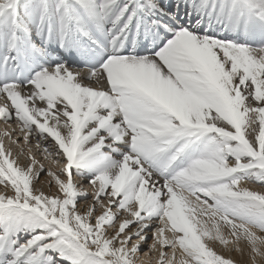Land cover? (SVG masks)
Here are the masks:
<instances>
[{"label":"snow or ice","instance_id":"6c2138e0","mask_svg":"<svg viewBox=\"0 0 264 264\" xmlns=\"http://www.w3.org/2000/svg\"><path fill=\"white\" fill-rule=\"evenodd\" d=\"M0 123V264H264V0H0Z\"/></svg>","mask_w":264,"mask_h":264},{"label":"bare ground","instance_id":"6f19581e","mask_svg":"<svg viewBox=\"0 0 264 264\" xmlns=\"http://www.w3.org/2000/svg\"><path fill=\"white\" fill-rule=\"evenodd\" d=\"M4 129H5V126L2 123H0V133H2L4 131ZM34 145H35V142L33 141V147H34ZM40 158L43 159L42 156ZM41 179H44V176H42ZM250 187H253V186L250 185ZM44 191L47 193V191H48L47 185H45ZM52 191L55 192V189L52 188ZM144 259L147 260L148 258L144 257Z\"/></svg>","mask_w":264,"mask_h":264},{"label":"rangeland","instance_id":"374dc122","mask_svg":"<svg viewBox=\"0 0 264 264\" xmlns=\"http://www.w3.org/2000/svg\"><path fill=\"white\" fill-rule=\"evenodd\" d=\"M54 188V187H53ZM55 189V188H54ZM56 190V189H55Z\"/></svg>","mask_w":264,"mask_h":264}]
</instances>
